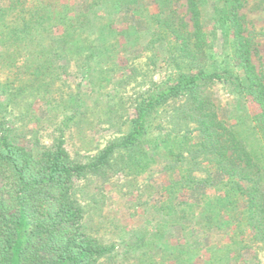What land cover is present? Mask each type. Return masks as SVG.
I'll list each match as a JSON object with an SVG mask.
<instances>
[{
    "label": "trees",
    "instance_id": "1",
    "mask_svg": "<svg viewBox=\"0 0 264 264\" xmlns=\"http://www.w3.org/2000/svg\"><path fill=\"white\" fill-rule=\"evenodd\" d=\"M151 2L81 0L75 9L61 0H0V43L22 40L25 55L32 61L26 66L31 69L28 84L44 81L48 86L58 74L53 66L57 54L49 43L44 44L53 28L62 25L69 40H85L86 33H94L98 22L112 18L118 9L144 13ZM210 3L214 27L206 32L203 11ZM246 3L187 0L189 20L175 21L172 15L159 18V30L152 40L171 41L168 51L179 75L167 88L143 98L130 128L88 162L75 160L62 141L36 154L7 131L0 134V264H97L111 247L83 229L84 208L74 190L76 181L126 169L140 172L156 161L160 154H154L147 141L151 116L174 100L180 102L171 117L175 127L184 130L180 143L184 150L162 154L170 180L163 187L165 198L155 206V237L165 236L166 226L188 230L186 223L193 227L203 220V211L196 220L189 217L204 199L199 191L211 187L223 194L221 198L226 194L242 197L245 207L240 215L232 214L235 224L219 212L205 218V228L232 227L236 235L251 228L253 238L264 244V73L253 61L257 48L241 12ZM111 23L115 28L114 18ZM209 33L223 41L234 61L228 60L229 53L222 68L208 66ZM216 81L233 87L254 110L236 122L231 116L221 118L212 91ZM4 117L0 102L2 125ZM193 124L195 132L188 129ZM204 170L206 178L194 174ZM222 184L230 185L233 192L223 191ZM182 191L199 202L182 200Z\"/></svg>",
    "mask_w": 264,
    "mask_h": 264
},
{
    "label": "rangeland",
    "instance_id": "2",
    "mask_svg": "<svg viewBox=\"0 0 264 264\" xmlns=\"http://www.w3.org/2000/svg\"><path fill=\"white\" fill-rule=\"evenodd\" d=\"M80 1L61 0L75 9H79ZM151 1L144 13L117 8L112 18L98 22L94 33H86L85 40H69L62 25L53 28L50 40L43 42L57 54L53 66L58 74L48 86L44 81L28 84L31 69L26 66L32 61L25 55L22 40L6 41L4 46L0 43V102L5 116L0 134L7 131L36 154L62 141L71 156L81 162H88L121 137L130 128L142 99L167 88L179 75L168 51L171 41L155 42L152 38L159 30L160 17L190 19L187 0ZM203 12L205 30L210 32L214 27L211 3ZM241 12L247 34L257 48L253 61L264 73V0H247ZM208 42V66L222 68L229 53L231 62L232 53L219 37L209 33ZM212 91L223 119L231 116L236 122L240 115L254 110L224 81L214 82ZM179 102L164 104L151 116L147 141L150 150L160 154L156 161L140 172L126 169L76 181L74 190L84 208L83 229L111 247L97 264H264V244L253 238L251 228L242 235H236L232 227L205 228V218L221 215L219 212L235 224L232 214L240 215L245 207L242 197L226 194L221 198L223 194L216 188L199 191L205 194L201 202L182 191V200L199 202L189 220H196L200 211L204 219L193 227L186 223L188 230L166 226V235L155 237V206L165 198L163 187L170 180L162 154L184 150L180 144L184 130L176 128L171 117ZM191 128L195 132L194 124ZM194 174L207 176L205 170ZM221 187L233 192L230 185Z\"/></svg>",
    "mask_w": 264,
    "mask_h": 264
}]
</instances>
